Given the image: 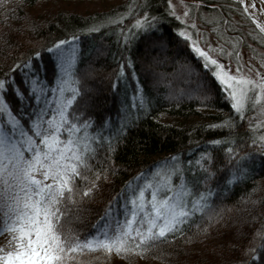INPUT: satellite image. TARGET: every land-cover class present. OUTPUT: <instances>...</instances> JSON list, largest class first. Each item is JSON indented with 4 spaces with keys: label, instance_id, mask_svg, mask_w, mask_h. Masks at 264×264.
<instances>
[{
    "label": "snow or ice",
    "instance_id": "6c2138e0",
    "mask_svg": "<svg viewBox=\"0 0 264 264\" xmlns=\"http://www.w3.org/2000/svg\"><path fill=\"white\" fill-rule=\"evenodd\" d=\"M9 3L10 0H0L5 17L13 10L8 7ZM233 3L235 8L229 5L228 11L255 25L258 32L253 39L264 42V0H233ZM201 6L202 2L184 5L186 10L181 16L177 15L172 0L168 2L167 15L181 26L174 30L177 47L181 43L185 45L194 61L180 68L189 84V89L181 90V95L193 98L194 94L204 106L213 98L222 101L229 115L208 126V130L231 135L242 127L250 108L259 106L264 111V63L254 68L242 62L236 50L240 41L233 43L224 35L228 30L238 32V29L222 16L209 21L215 24L214 46L191 16V10ZM124 18L123 15L108 17L80 35L59 39L0 75V218L3 224L0 231L9 237L7 246L0 247V264H90L85 257L95 252L143 256L161 244L171 243L169 237L183 236L193 217L209 212L210 201L218 194L212 187L214 181L219 187V182L224 180L227 188L247 179L249 162L255 153L241 155L243 149H237L235 141L214 139L207 142L204 151H200L198 144L186 163L181 155H172L126 181L89 232H79L69 226V217L79 212L85 201L95 197L100 181L107 180L109 171L114 174V169H106L103 176L96 172L95 178H90L99 150L106 143L107 154L114 155L120 142L126 141L128 133L138 126L139 113H149L150 95L139 80L131 56L120 64L111 87L114 93H119L124 85L125 107L117 115L132 110L138 115L135 120H122L115 132L110 126L114 122L107 101H101L91 89L85 88L78 76L81 35L122 24ZM189 19L193 22L188 23ZM163 27L160 17L144 11L127 31L121 28L118 37L125 48L130 49L133 44L139 48L142 43L151 51H166ZM37 60L41 63H36ZM45 60L50 62L51 79ZM126 69L131 70L130 76ZM129 80L135 82L130 103ZM250 130L251 147L264 156V135L256 136L260 126ZM225 143L231 145L224 153L229 170L226 180L223 170L217 168L213 151ZM201 186L204 190L197 193L196 189ZM216 216L223 219L222 213ZM208 219L211 221L212 216ZM203 231L207 233V229ZM256 237L262 243L248 248L244 253L248 259L241 264H264V226L256 232L253 243Z\"/></svg>",
    "mask_w": 264,
    "mask_h": 264
},
{
    "label": "trees",
    "instance_id": "16d2710c",
    "mask_svg": "<svg viewBox=\"0 0 264 264\" xmlns=\"http://www.w3.org/2000/svg\"><path fill=\"white\" fill-rule=\"evenodd\" d=\"M198 1L202 2L200 9L212 20L221 16L232 20L233 13L228 11V7L231 5L235 8L233 0ZM145 4L149 7H142ZM8 7L13 10L5 17V8L0 6V75L59 39L80 35L108 17L119 18L123 15L122 24L107 26L98 33L81 35L78 76L85 88L91 89L101 101H107L114 122L110 126L114 132L119 129L122 120H135L138 115L135 110L117 115L118 110L125 107L124 85H121L119 93H114L111 87L120 64L126 63L129 56L136 65L139 80L150 95L149 113H139L138 126L128 133L126 141L120 142L118 151L109 156L105 143L93 161V172L89 174L91 179L95 178L96 172L103 176L106 169L115 171L114 174L109 171L107 180L100 181V190L95 197L85 201L81 210L69 217V226L76 231L89 232L126 181L167 157L181 155L186 163L198 144L200 151H204L207 150V142L214 139L235 141L237 149H243L241 155L245 152L255 153L249 162L250 171L246 180L227 188L224 180L219 182V187L215 181L212 183L218 194L210 201L211 209L204 215L198 213L193 217L183 236L178 235L175 239L169 237L171 243L161 244L143 256L95 252L88 253L85 259L90 264H241L242 260H247L244 253L248 248L262 243L259 237L253 243V237L264 226V156L251 147L248 139L252 135L250 129L258 126L255 109H249L242 127L231 135L208 130V126L219 123L229 115V110L222 101L214 98L204 106L194 98V94L193 98L187 94L181 95V90L189 89V84L181 75L180 68L186 63L194 64V61L189 57L185 45L181 43L177 47L174 30L181 26L167 15V0H10ZM127 8H131L130 14L125 13ZM213 8L216 10L212 11ZM144 11L161 18L166 51H151L142 43L139 48L135 44L130 49L122 46L118 37L120 29L127 31ZM237 16L238 21L246 23L235 26L233 22L238 32L229 30V39L242 38L245 43H260L259 39H253L258 32L254 25L239 14ZM210 24L215 26L214 23ZM246 25L248 29L242 30ZM249 32L253 35H248ZM169 40L173 42L168 43ZM35 62L41 63L38 60ZM43 63L49 64L48 76L51 79L50 62L45 60ZM126 72L131 75L130 69H126ZM127 83L131 85L127 91L130 103L135 82L129 80ZM237 121L240 122L239 117ZM260 132L256 133L257 137ZM229 146V143H225L213 149L217 156V168L223 170L225 180L229 170L224 153ZM196 155H199V151ZM203 190L202 186L196 189L197 193ZM252 201L257 203L253 204ZM216 213H222L223 219H218ZM209 215L212 216L211 221ZM203 229H207L206 234Z\"/></svg>",
    "mask_w": 264,
    "mask_h": 264
},
{
    "label": "rangeland",
    "instance_id": "374dc122",
    "mask_svg": "<svg viewBox=\"0 0 264 264\" xmlns=\"http://www.w3.org/2000/svg\"><path fill=\"white\" fill-rule=\"evenodd\" d=\"M169 2V0H167ZM194 3H200L198 0H172V4L176 9L177 15H183V12L186 10L184 5H192ZM131 8H127L126 14L129 13V10ZM191 16L194 18V21L199 28V30L203 33H205L207 39L213 43L215 46L217 36L216 33L212 31L213 27L209 21L212 20V17L210 18L209 15H207L206 12L202 11L200 8L198 10L192 9L191 10ZM232 22L235 23V26H239L240 23H246V21H238L239 18L237 14H234L231 16ZM214 19V18H213ZM226 19V18H224ZM193 19H189L188 23H192ZM238 22V23H236ZM244 28H241L242 30H247L248 26H243ZM255 27V26H254ZM230 31L228 30L224 35L229 38ZM235 34V33H234ZM237 35V34H236ZM240 42L237 44V51L240 52L242 62L245 64H250L254 68H259L262 63H264V42L259 41L260 43L254 44V43H245V41L242 40V38L238 39ZM223 42V41H222ZM233 43H237L236 39H232ZM225 47H229V45L225 44ZM231 50V48H229ZM235 65L233 64V68ZM255 115L257 117V123L258 126L261 128V132L259 135H264V111L261 110V108L258 106L255 108ZM258 135V136H259ZM8 236L4 234L3 232L0 233V247H6ZM114 263V262H113ZM114 264H121V263H114Z\"/></svg>",
    "mask_w": 264,
    "mask_h": 264
},
{
    "label": "water",
    "instance_id": "95a60500",
    "mask_svg": "<svg viewBox=\"0 0 264 264\" xmlns=\"http://www.w3.org/2000/svg\"><path fill=\"white\" fill-rule=\"evenodd\" d=\"M255 26V25H254Z\"/></svg>",
    "mask_w": 264,
    "mask_h": 264
}]
</instances>
